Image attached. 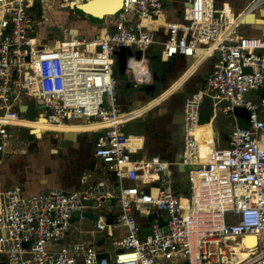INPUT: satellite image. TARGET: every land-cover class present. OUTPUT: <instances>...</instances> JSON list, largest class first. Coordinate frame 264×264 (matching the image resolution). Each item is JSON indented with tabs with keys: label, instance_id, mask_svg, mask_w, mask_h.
Listing matches in <instances>:
<instances>
[{
	"label": "built area",
	"instance_id": "1",
	"mask_svg": "<svg viewBox=\"0 0 264 264\" xmlns=\"http://www.w3.org/2000/svg\"><path fill=\"white\" fill-rule=\"evenodd\" d=\"M185 2L182 19L164 24V39L154 23L164 17L166 0H123L113 29L51 45L35 35V0H0V162L11 151L10 127L31 131L25 121L45 118L42 133H96L93 154L101 172L114 175L116 190L105 181L81 190L0 189V264H264V32H254L263 28L244 22L227 0ZM262 6L264 0H253L244 13L261 17ZM154 45L163 60L211 61L183 104L185 192L175 188L172 162L136 157L143 139L125 132L145 110L121 109L115 67L123 48L141 51L125 68L138 87L129 59L144 60ZM32 98L45 106L34 120L23 117ZM206 98L213 114L203 122ZM223 102L221 111L233 118L226 146L213 134ZM209 122L213 142L204 145L195 131ZM93 198L101 208L95 232L111 240L113 256L93 243L64 241L75 214L87 219L83 213L92 212L84 201Z\"/></svg>",
	"mask_w": 264,
	"mask_h": 264
},
{
	"label": "crops",
	"instance_id": "2",
	"mask_svg": "<svg viewBox=\"0 0 264 264\" xmlns=\"http://www.w3.org/2000/svg\"><path fill=\"white\" fill-rule=\"evenodd\" d=\"M90 1V0H85ZM218 2L223 0H217ZM231 3L232 7L239 11L242 15L244 22L255 24L256 28H263V30H254V32H264V6L261 7V17H257L250 13L247 15L244 13V8L249 6L253 0H227ZM63 4L62 0H45L42 2L46 5L42 15L36 11L35 17L38 19L37 25H35V35L37 38L45 40L49 44L53 45L58 41L71 40L77 37L92 38L97 34H100L106 29H113L115 27V12L118 11L122 5L123 0H114V2H120L118 9L104 12L101 16L93 18L86 12H78L71 5ZM73 4L83 6L90 9L97 14L100 8L96 4L84 5V1H74ZM180 4V5H178ZM184 0H166L165 14L154 23L155 33L159 39H164L166 33L164 30V24L166 22L179 21L180 13L178 9L181 5H186ZM96 19V20H95ZM162 24V25H160ZM156 49V50H155ZM160 52L161 46L154 45L144 60H137L133 58L132 65L135 66L137 75L140 79V87H134V81L130 74L123 72V68L116 65L115 69L118 70L121 75H125L124 85L119 84V102L123 111H129L139 108L137 112L145 110L141 115L137 116L132 121L128 122L125 126V132L128 134L139 135L143 139V147L139 150L136 157L142 159H148L153 155H158L162 159L172 162V170L175 181V188L179 192H185L188 189L187 183V167L181 164L182 152H183V125L180 122L174 121L175 108L173 107V97L170 100L162 101L160 104L155 105L157 96H148L146 91L142 87L152 82V80L159 76L165 77L166 71H168L167 86L170 88H176L181 82H183L182 96H179L181 100L185 101L192 93L193 88L197 83H202V69L208 67L211 64L210 60L201 61L194 57L175 56L165 62V71L159 69V72L153 68V60L157 58V54ZM131 50H129L130 52ZM134 52V51H131ZM130 52V53H131ZM137 52L134 55L137 58ZM128 53V57L131 56ZM126 54V53H125ZM124 54V55H125ZM133 55V54H132ZM209 63V64H208ZM199 71V72H198ZM204 79L206 77L205 74ZM120 80V79H118ZM175 81L177 83H175ZM185 82V83H184ZM163 90H165L163 88ZM171 90V89H170ZM164 92V91H163ZM166 94V93H165ZM176 97V98H179ZM186 97V99H184ZM172 116L174 117L172 119ZM44 120V122H43ZM27 125L31 126V130H40L41 134L37 136L32 134L38 140L31 144L19 146V148H13L8 154L3 155L0 162V189L4 190L13 185H21L26 192L35 193L41 190H50L53 188H63L66 190H81L90 185H95L100 181H105L107 187L113 193L116 192L114 175L111 172L103 173L102 163L93 155L94 143L96 133L92 131L78 132L74 136L69 138V144L59 148L58 145L64 143L63 133H42L43 129L47 128L46 120L41 118L40 121H25ZM180 124L175 126L176 124ZM182 127V128H181ZM200 127V126H199ZM196 128V131L198 128ZM84 126H73L68 129L83 130ZM35 131V133L37 132ZM195 131V133H196ZM75 132V131H74ZM218 139L227 141V133L225 135H218ZM56 139V140H52ZM213 139V138H212ZM57 143V144H56ZM182 157V158H181ZM84 176H88L87 182H84ZM93 214H98V210L92 208ZM140 216V215H138ZM85 220L92 222L90 229H83L77 227L78 233L73 229V225L76 223H84ZM140 223L143 226L144 231H147L148 226L141 218ZM73 225L64 239L65 242L82 241L95 244L99 250L106 254L114 255L116 248L112 245L109 238L101 236L93 240H82L81 236L85 234H97L102 232H95V220L93 219H81L79 214H75L73 218ZM116 233H121L123 228L114 226ZM104 234V233H103ZM101 241L99 245L96 243Z\"/></svg>",
	"mask_w": 264,
	"mask_h": 264
},
{
	"label": "rangeland",
	"instance_id": "3",
	"mask_svg": "<svg viewBox=\"0 0 264 264\" xmlns=\"http://www.w3.org/2000/svg\"><path fill=\"white\" fill-rule=\"evenodd\" d=\"M73 1H80L81 0H71ZM70 2V1H69ZM35 7L33 8L32 12L33 15L35 16L36 11L39 12V15H42L46 5L43 4L40 0H35ZM64 3V2H63ZM69 4V3H68ZM180 5V4H178ZM178 13H180V18H182L183 16V12H184V5H181V7L178 9L177 11ZM254 26H256L254 24ZM156 50V49H155ZM134 53H136V49L133 50ZM159 52V50H158ZM126 53V48H123L121 51V54L124 55ZM165 62H162V59L160 57V52L157 54V58L153 60V68L154 70L159 72V69H161L162 71L166 70L164 69L165 67ZM160 73V72H159ZM115 75L118 77L119 82L122 83L124 85L125 82V75H121V73L118 72L117 69H115ZM201 83H197V85L195 86V88H193L194 91H196L198 88L201 87ZM162 88H165L166 85L161 86ZM121 88H119V84L117 86V90L120 91ZM182 92H179L178 94H176L174 96V98L178 97V96H182ZM227 104L225 102L221 103L219 105V108L217 110V114L215 117V126H214V137L217 141L220 142L221 146H226L227 145V141L222 140L220 141V139L217 138L218 134L219 135H225L226 133H229L231 128L233 127L232 125V114L230 115H226L221 111V108H223L224 106H226ZM28 111L26 113L23 114L24 118L30 119V120H34L38 117L39 113L45 110V106L41 103L38 102V100L36 98H32L29 103H28ZM240 113V111H238ZM242 124V123H241ZM9 131L12 134V138H11V146L13 148H19V146L22 145H26V144H31L36 142L38 139L35 138L34 136H32L31 131L28 130V128H19V127H10ZM50 132H46V135H49ZM197 134V138L198 140L201 141V143H203L204 145L208 144V143H212L213 139H212V130H211V125L209 123L202 125L198 128V130L196 131ZM182 158V157H181ZM93 208H95L96 210L100 211L101 208L97 205V203H95V205L93 206ZM81 227L83 229H90L92 227V222L89 220H85L84 223H76L73 225V229H75L78 233V229L77 227ZM101 236H106V234L104 233H97V234H85L81 236L82 240H93L95 241L96 238H100ZM183 264V263H180Z\"/></svg>",
	"mask_w": 264,
	"mask_h": 264
},
{
	"label": "water",
	"instance_id": "4",
	"mask_svg": "<svg viewBox=\"0 0 264 264\" xmlns=\"http://www.w3.org/2000/svg\"><path fill=\"white\" fill-rule=\"evenodd\" d=\"M94 1H102V0H93L92 2H94ZM110 5H112V2L113 1H111V0H106ZM169 1V0H168ZM185 1V0H184ZM88 3H84V5H87V4H89L91 1H87ZM107 2H104V3H107ZM99 4V3H98ZM71 5H72V7L73 8H75L78 12L80 11L79 9H78V4H73V1L71 2ZM82 12H86L89 16H92L91 15V13H88V11L87 10H85V11H82ZM93 14H95L96 15V13H93ZM119 53V52H118ZM133 54V52H131L130 53V55H132ZM137 55L138 56H140L141 55V51H138L137 52ZM127 59H128V55L127 54H125V55H123L122 57H120L119 58V60H120V63H121V67L123 68V72L125 71V68H126V66H127ZM209 64V63H208ZM211 70V64L210 65H208V67H205V69H202V80H200V81H204V75L203 74H208V72ZM199 72V71H198ZM175 83H177L176 81H175ZM185 83V82H184ZM173 87V84H172V86L169 88L167 85H166V87H165V90H164V92L166 93H164L163 95V97L166 99V100H170L171 99V97H173L174 98V96L176 95V94H178L179 92H182V90H183V88H184V86H183V82H181L178 86H176V88H172ZM144 90H145V87L143 88ZM171 89V90H170ZM194 92V90H192V92L191 93H193ZM162 99H159V98H157V100H156V102H155V105H157V104H160ZM27 108V106H24V108L23 109H26ZM239 110H237L236 112H237V114L239 113L238 112ZM23 113H25V112H23ZM213 114V104H212V100L211 99H209V98H206L205 100H204V102H203V104H202V110H201V121H209V119H210V117H211V115ZM247 117H248V115L245 117L246 119H247ZM45 119V118H44ZM31 133L32 134H36L37 135V133H35V132H33V130H31ZM75 134H77L76 132H74V131H65L64 132V134H63V140H64V143L63 144H61V145H58V147L59 148H61V147H64V145H66V144H69V138L71 137V136H74ZM38 136V135H37ZM86 204H88V205H95V203H97V201L93 198V199H91V200H88V201H84ZM83 215L85 216V217H87L88 219H93V220H97L98 218H99V215L98 214H93V212H88V211H85L84 213H83ZM138 220L139 221H141V216H138ZM101 241L102 240H100V241H98L96 244L97 245H99L100 243H101ZM101 255H103V254H101Z\"/></svg>",
	"mask_w": 264,
	"mask_h": 264
},
{
	"label": "flooded vegetation",
	"instance_id": "5",
	"mask_svg": "<svg viewBox=\"0 0 264 264\" xmlns=\"http://www.w3.org/2000/svg\"><path fill=\"white\" fill-rule=\"evenodd\" d=\"M166 73L168 74V71H166ZM167 74H166L165 77H161V78L159 76H156L152 80L151 83L142 86V87H145V91L148 94V96H153V97L157 96L159 99H162L160 102L166 100L165 99L166 97L165 98L163 97L164 96L163 94L165 92H163L164 90H163V88L161 86H164V85L167 84V82H166L167 79H168ZM138 87H140V86H138ZM184 99H186V97H184ZM172 100H173V104H174L173 107L175 108V112L173 113L175 115V120L174 121H178V122L182 121V122H180L181 125L175 123L176 124L175 126H177V125L182 126L183 125V104H184V101H183V99L181 100L180 97L179 98H173ZM173 118L174 117L172 116V119ZM52 140H56V139H52Z\"/></svg>",
	"mask_w": 264,
	"mask_h": 264
},
{
	"label": "bare ground",
	"instance_id": "6",
	"mask_svg": "<svg viewBox=\"0 0 264 264\" xmlns=\"http://www.w3.org/2000/svg\"><path fill=\"white\" fill-rule=\"evenodd\" d=\"M91 2L89 4H96L97 6H99L100 10L99 12H97V16L93 13V11H90V9L86 8L85 10L88 11V13H91L92 17L95 18L98 17V16H101L104 12H107V11H111V10H114V9H118L119 6H120V2H114V0H111L113 1L112 2V5H110L106 0H102V1H94L92 2L93 0H90ZM104 2H107V3H104ZM84 3H88L86 1H84ZM99 3V4H98ZM78 9L80 10V12L84 11L83 9V6H78ZM96 20V19H95ZM134 58V57H133ZM133 58L130 57L129 59V64L132 65L133 63ZM44 122V120H43ZM209 124L211 125V123L209 122ZM37 131V130H34V132ZM41 132L40 130H38L36 133H39ZM41 134H38V136H40ZM257 243V239L255 236H251V237H248L247 238V245L249 248H253Z\"/></svg>",
	"mask_w": 264,
	"mask_h": 264
},
{
	"label": "trees",
	"instance_id": "7",
	"mask_svg": "<svg viewBox=\"0 0 264 264\" xmlns=\"http://www.w3.org/2000/svg\"><path fill=\"white\" fill-rule=\"evenodd\" d=\"M131 52V51H130ZM129 52V49H126V54H128V53H130ZM133 54H134V52H133ZM183 264H186L185 262H182Z\"/></svg>",
	"mask_w": 264,
	"mask_h": 264
}]
</instances>
